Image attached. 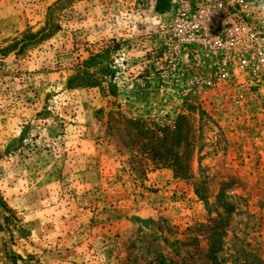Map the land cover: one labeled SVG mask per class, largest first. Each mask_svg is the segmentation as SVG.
Returning <instances> with one entry per match:
<instances>
[{
    "label": "rangeland",
    "instance_id": "374dc122",
    "mask_svg": "<svg viewBox=\"0 0 264 264\" xmlns=\"http://www.w3.org/2000/svg\"><path fill=\"white\" fill-rule=\"evenodd\" d=\"M0 198V264H264V0H0Z\"/></svg>",
    "mask_w": 264,
    "mask_h": 264
},
{
    "label": "trees",
    "instance_id": "16d2710c",
    "mask_svg": "<svg viewBox=\"0 0 264 264\" xmlns=\"http://www.w3.org/2000/svg\"><path fill=\"white\" fill-rule=\"evenodd\" d=\"M53 29L54 28L51 24V18L49 15L47 22H46V25L41 30V32H39L37 34H27L24 36L23 40L32 39V38L37 39L39 37V35L42 36V38L48 37L51 34V32L53 31ZM0 209L5 212V216H3V217H4V220L7 221L8 220V213H11V210L8 208V206L5 204V202L1 198H0Z\"/></svg>",
    "mask_w": 264,
    "mask_h": 264
}]
</instances>
